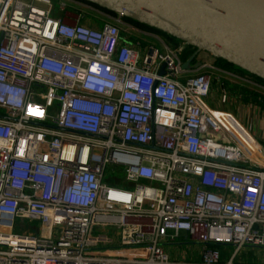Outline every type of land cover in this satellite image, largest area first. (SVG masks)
I'll return each mask as SVG.
<instances>
[{
  "label": "built area",
  "instance_id": "1",
  "mask_svg": "<svg viewBox=\"0 0 264 264\" xmlns=\"http://www.w3.org/2000/svg\"><path fill=\"white\" fill-rule=\"evenodd\" d=\"M119 24L0 0V264H242L264 249L259 141L208 104L211 63ZM188 240L196 261L165 250Z\"/></svg>",
  "mask_w": 264,
  "mask_h": 264
},
{
  "label": "water",
  "instance_id": "2",
  "mask_svg": "<svg viewBox=\"0 0 264 264\" xmlns=\"http://www.w3.org/2000/svg\"><path fill=\"white\" fill-rule=\"evenodd\" d=\"M83 1L195 48L189 63L207 52L264 81V0Z\"/></svg>",
  "mask_w": 264,
  "mask_h": 264
},
{
  "label": "rangeland",
  "instance_id": "3",
  "mask_svg": "<svg viewBox=\"0 0 264 264\" xmlns=\"http://www.w3.org/2000/svg\"><path fill=\"white\" fill-rule=\"evenodd\" d=\"M76 1L80 2L81 4L85 3L84 1H81V0H76ZM56 5H57V3H55V6ZM68 12H69V14H73V15L84 14V15H87L89 17H92L94 14V12L89 11L88 9H85V7H83V6L79 7L76 5H69ZM119 25H120V28L122 29V31L124 32V34L126 36L129 35L128 38L133 44L140 42L144 45V47L154 45L157 49L161 50L162 49L161 44L157 40V38H161L163 41L168 43V45L173 47V48H175L177 45V44H174V42H172L171 40H169L168 37L159 33L160 31H158V30L155 31L156 29L155 30L143 29V28H140L134 24L127 23L126 19L122 20ZM129 29H131V31H129ZM166 35L170 36L168 34H166ZM155 37H157V38H155ZM199 56H201V57L200 58L198 57V61L204 60L205 62L206 61L210 62L213 65V67L216 69V71H215L216 80L214 82L212 91L217 86H220V87L224 86L222 88H228V87L232 88V86H233V88H237L234 84L227 85V83L234 82V81L237 83L242 81L247 85H249V84L246 81H250L251 83H254L256 85H263L262 83H260L256 80L255 76L249 75L246 71L242 70L241 68H239V69L246 72L248 75L246 73L241 72L240 70H237V69H233V68L229 69V67L227 68L224 65L219 66L218 64H216L217 58H215L214 56H212L211 54H209L207 52H201V53H199ZM235 67H237V66H235ZM237 89H239V88H237ZM241 90H244V89H241ZM241 90H239V91L241 92ZM256 90L262 94V95H260V97L263 98L264 95L262 92H264V90L260 89L259 87H257ZM243 94L248 95V94H250V92L249 91H243ZM259 157L260 158H258V160H259L260 164L264 167V157H262V159H261V156H259ZM116 169L118 171L120 170V172L118 173V175L116 177L115 185L125 187L126 183H125L123 171L119 168H116ZM18 224L23 225L21 221H19ZM27 233L33 234V233H36V230L32 228V229H29ZM165 250L168 253L173 251L175 253L174 254L175 257L182 260V261H188V260H192V258L198 259L200 257V254H201L202 247L200 244L193 243V242L188 240L186 242H183V244L181 246H178L177 248H174L173 250L170 246L166 247ZM237 263L264 264V249H262V250L247 249V250L243 251L238 256Z\"/></svg>",
  "mask_w": 264,
  "mask_h": 264
},
{
  "label": "crops",
  "instance_id": "4",
  "mask_svg": "<svg viewBox=\"0 0 264 264\" xmlns=\"http://www.w3.org/2000/svg\"><path fill=\"white\" fill-rule=\"evenodd\" d=\"M198 57L200 58L201 56L198 55ZM246 82H248L250 86L242 81L238 83L235 81L227 83V85L234 84L239 89L233 88V86L232 88L217 86L211 91L207 102L213 109L232 114L238 122L259 141L264 153V97H260L262 94L256 90L257 87L254 83L250 81ZM239 90H241V92ZM243 91H249L250 94L244 95ZM262 93L264 95V92ZM258 158L257 161L259 162ZM169 253L173 258L178 259L175 257L173 251ZM198 259L192 258V261Z\"/></svg>",
  "mask_w": 264,
  "mask_h": 264
},
{
  "label": "trees",
  "instance_id": "5",
  "mask_svg": "<svg viewBox=\"0 0 264 264\" xmlns=\"http://www.w3.org/2000/svg\"><path fill=\"white\" fill-rule=\"evenodd\" d=\"M81 1H82V0H81ZM106 12H107V11H106ZM107 13L110 14V15H112V13H109V12H107ZM125 19H126V22H127V23L134 24V25H136V26H138V27H140V28H143V29H149V30H155V29H152V28H150V27H148V26H146V25L140 24V23H138V22H136V21H133V20H130V19L124 18V20H125ZM155 31H157V30H155ZM159 33H161L162 35L168 37L169 40H171L172 42H174V44H177L176 47H178L180 44H182L181 41H179V40H177V39H175V38H172L171 36H167L165 33H162V32H159ZM194 53H195V48H193V47H191V46H186L185 49H184V52H183L182 55H181V57H182L183 60H187V59H188L192 54H194ZM216 64H218L219 66L224 65V66H226L227 68L229 67V69H230V68H233V69L240 70V71L243 72V73H246V72L242 71L241 69L235 67L234 65H232V64H230V63H228V62H226L225 60H222V59H217V60H216ZM246 74H247V73H246ZM247 75H248V74H247ZM255 78H256V80H257L258 82H260V83H262V84L264 85V81H263V80H261L260 78H257V77H255Z\"/></svg>",
  "mask_w": 264,
  "mask_h": 264
},
{
  "label": "flooded vegetation",
  "instance_id": "6",
  "mask_svg": "<svg viewBox=\"0 0 264 264\" xmlns=\"http://www.w3.org/2000/svg\"><path fill=\"white\" fill-rule=\"evenodd\" d=\"M112 17H116V18H118L119 20H120V22L122 21V20H124V18H120L118 15H116V14H112L111 15Z\"/></svg>",
  "mask_w": 264,
  "mask_h": 264
}]
</instances>
